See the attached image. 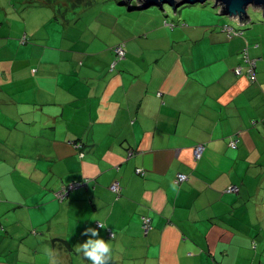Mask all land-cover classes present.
Wrapping results in <instances>:
<instances>
[{
	"label": "crops",
	"instance_id": "crops-1",
	"mask_svg": "<svg viewBox=\"0 0 264 264\" xmlns=\"http://www.w3.org/2000/svg\"><path fill=\"white\" fill-rule=\"evenodd\" d=\"M118 6L0 21V264H90L76 252L88 227L110 264H264L262 13L138 22ZM245 48L253 81L234 72Z\"/></svg>",
	"mask_w": 264,
	"mask_h": 264
},
{
	"label": "rangeland",
	"instance_id": "rangeland-1",
	"mask_svg": "<svg viewBox=\"0 0 264 264\" xmlns=\"http://www.w3.org/2000/svg\"><path fill=\"white\" fill-rule=\"evenodd\" d=\"M99 1V2H97ZM122 1V0H121ZM81 2H90L93 3L92 7L90 9H83V7H80ZM75 4V8H71V5ZM120 0L117 2V0L113 1H105V0H0V21L8 19V24L4 23L5 26L10 28V25L13 27H23L26 30H30L31 24L34 22H39L40 24L43 25L44 28H47V23H49L50 20H55L53 19L54 15L61 16L63 13H74L76 16V22L78 24L82 23L81 17H85L87 19V16L93 18L96 15L100 13L101 10L107 11L109 8H119ZM135 3L132 2L131 6H133ZM204 5H209V11L214 15L218 16V11L216 9H213V3L211 1L206 2ZM121 6V5H120ZM189 6L192 8H184L182 10L186 11H181L178 14H174L172 9H170L167 6H164V10H160L158 7H149L145 10H139V11H131L132 13L139 14L143 13L146 15H135L137 16L138 22H143L147 20L148 18H152L151 16L154 15H159L161 16V20L167 21V20H176L177 18L183 19H190L193 16V10L194 8H199L202 7L203 5H193ZM79 8V9H78ZM123 9L129 16L130 13H127L129 10L127 7H120ZM75 9V10H74ZM200 9V8H199ZM180 8L177 10L179 11ZM212 10V11H211ZM165 11V13H163ZM176 11V13H177ZM251 14L254 11L252 7H249L247 9V12ZM84 12H86V15L84 16ZM259 13V12H257ZM151 15V16H148ZM8 16V17H7ZM62 21V20H59ZM229 26V25H228ZM53 27V25H52ZM56 27L58 28H63V24L60 22H56ZM227 28V26H225ZM229 28V27H228ZM244 29V27H243ZM77 32H81L82 29L77 28ZM226 32V31H225ZM227 35V34H226ZM248 58L249 60L251 59L248 55L247 48L243 49L241 53L239 54L238 57V65L235 67H245L246 64V59ZM253 60V59H251ZM235 72V70H234ZM236 74V73H235ZM237 75V74H236Z\"/></svg>",
	"mask_w": 264,
	"mask_h": 264
},
{
	"label": "water",
	"instance_id": "water-1",
	"mask_svg": "<svg viewBox=\"0 0 264 264\" xmlns=\"http://www.w3.org/2000/svg\"><path fill=\"white\" fill-rule=\"evenodd\" d=\"M209 1L213 3V9H216L220 16L236 17L239 21L249 20L247 9L252 7L255 10H260L264 17V0H122L119 5L129 8V5L135 2L138 7L132 10H145L149 7H158L160 10H164V6H168L175 14L181 6L203 5Z\"/></svg>",
	"mask_w": 264,
	"mask_h": 264
},
{
	"label": "built area",
	"instance_id": "built-area-1",
	"mask_svg": "<svg viewBox=\"0 0 264 264\" xmlns=\"http://www.w3.org/2000/svg\"><path fill=\"white\" fill-rule=\"evenodd\" d=\"M223 30L226 31L228 33V36L230 35H234L235 32L230 31L228 28H226L225 26L223 27ZM24 40V38H23ZM114 52L116 54V59H120L123 57L124 55V50H123V46L122 45H118L114 48ZM246 59V64L245 67H243V69L241 67H238L235 69V73L237 75H244L246 76L250 81L255 80V60H249L247 57ZM237 139L233 138L228 142V146L230 148H236V144H237ZM203 146H196L193 149V157L194 160H198L203 152ZM139 172V171H138ZM140 173V172H139ZM187 178V175L184 173H177L176 174V182L179 183L181 181H184ZM86 181V182H85ZM87 183V179L83 180V181H76V182H72L68 185L63 186L62 188H60L58 191L55 192V197L62 200L70 190L75 189L81 185H84ZM109 189L116 193L119 194L120 191V186L117 182H113L110 186ZM227 191L230 192H237L238 191V186L237 185H232L230 187L227 188ZM98 226V223H97ZM142 227L145 231H147L149 229V218L147 216H144L142 218ZM110 236H113V232L108 231Z\"/></svg>",
	"mask_w": 264,
	"mask_h": 264
},
{
	"label": "clouds",
	"instance_id": "clouds-1",
	"mask_svg": "<svg viewBox=\"0 0 264 264\" xmlns=\"http://www.w3.org/2000/svg\"><path fill=\"white\" fill-rule=\"evenodd\" d=\"M98 227L105 228L104 223L98 221ZM82 235L88 236L89 238L78 245L76 252L81 254L82 258L89 261L90 264H110L112 259V246L99 238V233L96 228H85ZM49 257H52V253H48ZM52 264H56L55 260Z\"/></svg>",
	"mask_w": 264,
	"mask_h": 264
},
{
	"label": "trees",
	"instance_id": "trees-1",
	"mask_svg": "<svg viewBox=\"0 0 264 264\" xmlns=\"http://www.w3.org/2000/svg\"><path fill=\"white\" fill-rule=\"evenodd\" d=\"M120 3H121V0H120ZM135 3V2H134ZM186 5H184V6H181V7H179V8H182V7H185ZM138 7V5L135 3L133 6H131V4L129 5V8L128 9H130V10H132V9H135V8H137ZM168 7V6H167ZM165 9V8H164ZM171 9V8H170ZM135 11H138V10H135ZM163 13H165V11H163ZM25 39H27V38H25V36H24V40H23V38H22V42L24 43L25 42ZM118 45H122L123 46V44H118ZM117 45V46H118ZM123 50H124V46H123ZM80 187V186H79ZM58 191V190H57ZM65 198V197H64ZM63 198V199H64ZM58 199V198H57ZM63 199L62 200H60V199H58L59 201H63Z\"/></svg>",
	"mask_w": 264,
	"mask_h": 264
}]
</instances>
